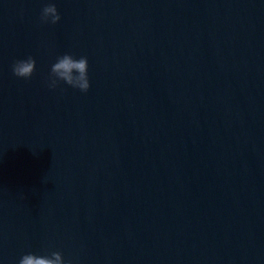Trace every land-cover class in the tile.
<instances>
[{
    "label": "water",
    "instance_id": "95a60500",
    "mask_svg": "<svg viewBox=\"0 0 264 264\" xmlns=\"http://www.w3.org/2000/svg\"><path fill=\"white\" fill-rule=\"evenodd\" d=\"M46 2L0 0V264H264V0Z\"/></svg>",
    "mask_w": 264,
    "mask_h": 264
},
{
    "label": "clouds",
    "instance_id": "9594fccd",
    "mask_svg": "<svg viewBox=\"0 0 264 264\" xmlns=\"http://www.w3.org/2000/svg\"><path fill=\"white\" fill-rule=\"evenodd\" d=\"M40 21L44 24L56 25L61 20V15L56 3L52 0L42 7ZM36 70V61L28 56L26 59L14 61L11 66L12 74L21 79H31ZM89 61L86 56L76 57L71 53H64L57 56L55 62L51 64L46 85L50 90H56L61 84L72 89H77L82 93H87L91 87L89 80ZM18 264H70L59 251H52L46 254L27 252L23 254Z\"/></svg>",
    "mask_w": 264,
    "mask_h": 264
}]
</instances>
